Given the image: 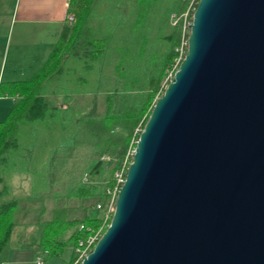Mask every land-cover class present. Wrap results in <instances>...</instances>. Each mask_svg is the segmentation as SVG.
Listing matches in <instances>:
<instances>
[{"label":"water","instance_id":"1","mask_svg":"<svg viewBox=\"0 0 264 264\" xmlns=\"http://www.w3.org/2000/svg\"><path fill=\"white\" fill-rule=\"evenodd\" d=\"M189 29L80 264H264V0H199Z\"/></svg>","mask_w":264,"mask_h":264},{"label":"trees","instance_id":"2","mask_svg":"<svg viewBox=\"0 0 264 264\" xmlns=\"http://www.w3.org/2000/svg\"><path fill=\"white\" fill-rule=\"evenodd\" d=\"M100 1L107 0H70L67 11L75 16V21L67 25L46 60L29 80L1 86V92L8 93L16 103L0 122V261L8 255L16 226L13 216L19 205L17 198L9 197L4 174L23 167L24 152L33 155V148L22 143L21 138L36 141L39 126L43 125V148H48V153L53 148H71L80 143L91 144L96 152L88 168L90 178L85 182L77 180L64 195L53 196L74 204L55 206L51 217L40 223L37 253L48 252L45 264L63 255L68 246L72 247L68 264H74L80 241L97 232L102 235L108 228L112 215L106 220L96 205L109 208V190L117 185L115 175L126 159L127 171L133 158L128 152L135 148L155 101L163 92L166 72L179 55L181 41L188 37V32H183V20L172 25L170 16L185 12L189 0H109L115 12L111 9L108 14L106 32L95 30L90 24ZM69 59L74 60L75 73L80 65L94 78L71 80L72 91L67 92L73 97L67 99L71 104L65 109L52 107L45 95L51 83L65 72ZM107 74L117 77V85L104 92L100 84ZM100 94L103 111L87 112V95L91 98ZM70 207H85L86 216L68 219Z\"/></svg>","mask_w":264,"mask_h":264},{"label":"rangeland","instance_id":"3","mask_svg":"<svg viewBox=\"0 0 264 264\" xmlns=\"http://www.w3.org/2000/svg\"><path fill=\"white\" fill-rule=\"evenodd\" d=\"M112 6L113 2L109 0L100 1L96 5L90 21L91 26L95 30L100 29L99 31L101 32L107 31V26H109L110 23L108 14L112 12L111 9L114 11V7ZM187 9L185 11L186 13L188 11ZM194 11L195 10L188 11L186 27H184L183 21V32H188V35L190 31L189 22H192ZM187 39L184 38L181 41V45L182 42ZM186 47L187 45L185 43V48ZM175 62L166 72V77L162 84L163 91L166 84L169 82L167 78L169 73L174 69ZM86 72L83 71V67L79 65L77 67V73L71 72V74L76 81L80 80V77L87 79L94 78L93 73L87 74ZM100 85L101 90L104 92L113 89L117 85V77L114 74H107ZM46 94L54 98L49 99L51 105H54V102L59 99L57 98L59 93L55 91L47 92ZM92 97L93 96H91V98L89 97L87 112H102L104 109L102 95L100 94L96 97ZM39 136V140L36 141H34L33 138H27V140L23 139V137L21 138L22 143L33 148V155L31 156L24 152L22 154L24 157L23 162H25L23 167L4 174L6 187H10V189L12 187L13 193L16 194L15 198L20 201L18 209L13 216L16 227L10 245L11 247H15L17 251H15L11 261H13L14 257L21 261L25 260L33 251L35 241L37 242L39 240L38 242L40 244L41 236L38 238L40 232H38L39 226H37V223L48 220L55 206L66 205L67 202H69L70 205L74 204L72 200L66 201V199L62 198L54 199L53 196L66 194L67 191L75 185L77 180L83 182L88 180V178H90L88 168L96 158V152L93 151L92 145L89 143H80L75 147L64 149L53 148V150L48 153L49 149L46 147L43 148L44 140H46V138L43 137V130L39 132ZM132 150L133 149H130L128 153ZM43 151H45V153ZM47 162L48 167H46ZM31 185L32 187L30 188ZM86 213L87 209L85 207H70L67 210L66 216L68 219L77 220L83 219ZM71 257L72 247L68 246L63 255L56 256V259L68 260L69 263ZM50 260H52V258L49 259V261ZM8 264H11V262Z\"/></svg>","mask_w":264,"mask_h":264},{"label":"crops","instance_id":"4","mask_svg":"<svg viewBox=\"0 0 264 264\" xmlns=\"http://www.w3.org/2000/svg\"><path fill=\"white\" fill-rule=\"evenodd\" d=\"M70 0H0V122L4 121L16 101L1 92V86L11 82L29 80L39 66L46 60L63 34L67 31L66 17ZM74 60L67 62L66 70L61 78L53 81L48 92L59 93L54 105L49 103L53 96L45 95V99L52 107L59 106L65 109L71 104L73 79L72 68ZM90 97V95H87ZM94 97V96H93ZM77 98V96H74ZM54 99V98H53ZM43 130V125L39 126ZM37 137L40 138L38 135ZM37 140H39L37 138ZM32 185L30 186V188ZM12 192V193H10ZM9 197H16L12 187H9ZM20 202V201H19ZM39 237L41 236L40 222ZM16 227V226H15ZM15 227L11 234L10 243L14 236ZM39 241V240H38ZM35 241L33 251L25 260L14 257L15 247H11L5 259L0 264H34L39 242ZM46 264H68V260H57L56 257Z\"/></svg>","mask_w":264,"mask_h":264},{"label":"built area","instance_id":"5","mask_svg":"<svg viewBox=\"0 0 264 264\" xmlns=\"http://www.w3.org/2000/svg\"><path fill=\"white\" fill-rule=\"evenodd\" d=\"M198 2H199V0H189L187 10L188 11L195 10ZM188 11H187V13L186 12L182 13L180 16H178L176 14H172L170 16L171 24L176 25L178 23V21L180 19H182L184 21V27H186V24H187L186 19H187ZM74 21H75V16L73 14H68L66 17L67 24L72 25L74 23ZM189 24H191V22H189ZM186 41L184 40L182 42L181 47L179 48V55L176 59L174 69L169 73L168 78H167V80L169 82H171L173 80L174 74L177 71L179 64L181 63V61L183 60V58L185 57V55L187 53V47L185 48V43L187 45ZM166 86H167V84H166ZM134 152L135 151L133 149L129 153V156H133ZM126 164H127V161H125L122 170L118 171L115 175L116 180H117L116 187L113 190H109V192L112 193V200H111V203L109 205V208L105 209V208H103V206L101 204L96 205V208L98 209L100 214H102L105 217L106 220L113 214V212L115 210V200H116L117 194H118L121 186L123 185V183L125 181V177H126V173H127ZM100 237H101L100 233L97 232L94 235H91L87 240L80 241L79 247L77 248L78 258L74 264H80V262L84 259V257H86L88 255V253L93 249V247L95 246L96 242L99 240ZM47 254H48L47 251L38 253L35 257L34 264H45V259H46Z\"/></svg>","mask_w":264,"mask_h":264}]
</instances>
